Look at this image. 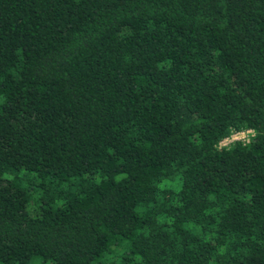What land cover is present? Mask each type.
<instances>
[{
    "label": "trees",
    "instance_id": "trees-1",
    "mask_svg": "<svg viewBox=\"0 0 264 264\" xmlns=\"http://www.w3.org/2000/svg\"><path fill=\"white\" fill-rule=\"evenodd\" d=\"M37 259L264 264V0H0V264Z\"/></svg>",
    "mask_w": 264,
    "mask_h": 264
},
{
    "label": "built area",
    "instance_id": "built-area-1",
    "mask_svg": "<svg viewBox=\"0 0 264 264\" xmlns=\"http://www.w3.org/2000/svg\"><path fill=\"white\" fill-rule=\"evenodd\" d=\"M255 135L254 130L249 129L245 131L235 132L230 137L225 138L220 142V146H227L235 141H243L248 143L251 141V137Z\"/></svg>",
    "mask_w": 264,
    "mask_h": 264
},
{
    "label": "rangeland",
    "instance_id": "rangeland-1",
    "mask_svg": "<svg viewBox=\"0 0 264 264\" xmlns=\"http://www.w3.org/2000/svg\"><path fill=\"white\" fill-rule=\"evenodd\" d=\"M33 206H35V204ZM36 263L37 264H51V262H48V261L43 262L41 259H37Z\"/></svg>",
    "mask_w": 264,
    "mask_h": 264
}]
</instances>
